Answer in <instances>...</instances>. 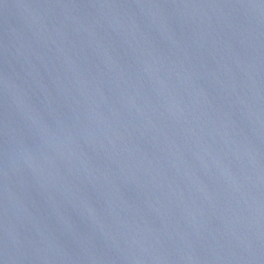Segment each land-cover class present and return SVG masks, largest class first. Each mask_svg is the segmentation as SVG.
Wrapping results in <instances>:
<instances>
[{"label":"water","instance_id":"1","mask_svg":"<svg viewBox=\"0 0 264 264\" xmlns=\"http://www.w3.org/2000/svg\"><path fill=\"white\" fill-rule=\"evenodd\" d=\"M0 264H264V0H0Z\"/></svg>","mask_w":264,"mask_h":264}]
</instances>
